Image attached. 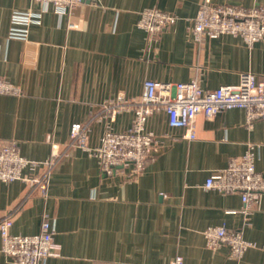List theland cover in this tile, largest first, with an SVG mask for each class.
Segmentation results:
<instances>
[{
  "label": "crops",
  "instance_id": "crops-1",
  "mask_svg": "<svg viewBox=\"0 0 264 264\" xmlns=\"http://www.w3.org/2000/svg\"><path fill=\"white\" fill-rule=\"evenodd\" d=\"M203 0H91L58 16L32 0H0V78L20 95L0 94V145L15 141L20 155L58 162L45 195L25 183H0V219L10 214L12 235L40 232L53 223L56 256L44 264H264V195L248 216L238 194L207 190L208 177L249 148L264 174V120L246 122L243 109L195 119L194 140L172 128L163 111L145 130L159 140L145 170L133 180L125 171L104 175L88 151L69 147V129L88 124V147L100 145L107 119L95 117L108 99L139 101L143 83H186L202 89L236 86L241 75L264 79V42L251 46L224 35L191 40L190 25ZM251 8L264 0H209ZM175 14L178 21L148 39L137 28L143 9ZM42 12L25 41L7 39L12 12ZM69 24L74 25L69 28ZM133 112L110 122L114 132L131 127ZM36 172L25 170L23 177ZM224 226L241 231L254 246L240 259L229 249L205 246L203 231ZM1 246V239H0ZM0 264H12L0 251Z\"/></svg>",
  "mask_w": 264,
  "mask_h": 264
},
{
  "label": "built area",
  "instance_id": "built-area-1",
  "mask_svg": "<svg viewBox=\"0 0 264 264\" xmlns=\"http://www.w3.org/2000/svg\"><path fill=\"white\" fill-rule=\"evenodd\" d=\"M32 1L41 5L43 10L50 6L58 16H63L88 0ZM42 12H12L7 39L27 40L28 28L39 23ZM177 21L175 14L147 8L139 13L137 28L148 39H155ZM73 27L69 24V28ZM189 33L191 40L197 44H201L204 39H216L224 35L238 37L248 46L264 42V5L244 8L203 0L191 20ZM20 93L17 87L0 78L1 95L18 96ZM231 109H243L248 124L264 120V79L245 73L241 75L238 85L221 86L210 91L202 89L196 79L186 83L148 80L143 83L139 101L118 95L102 104L95 119L104 118L108 123L98 147H88L89 127L88 124L80 123L70 126L68 146L88 151L97 159L104 175L111 176L123 170L126 178L133 180L143 173L159 145L158 138L145 130V123L153 113L163 111L170 127L183 129L185 138L194 140L195 119L199 114L210 119ZM123 112L134 113L131 127L124 132H114L110 122ZM57 162L58 155L55 153L45 161L25 159L20 155L15 141L0 145V183L21 181L31 191L39 190L45 195L49 177ZM254 163L255 155L249 148L241 157L231 159L225 169L208 177L204 188L225 195L238 194L243 203L241 212L248 216L264 195V174L255 170ZM25 170L38 173L32 178H25ZM11 226L10 214L0 219V251L12 264H44L47 258L57 255L58 246L53 241L55 229L46 217L36 235H12ZM203 237L208 249L226 246L230 258L237 260L254 246L243 238L241 231L224 226L206 228ZM173 264H183L182 258L176 257Z\"/></svg>",
  "mask_w": 264,
  "mask_h": 264
}]
</instances>
